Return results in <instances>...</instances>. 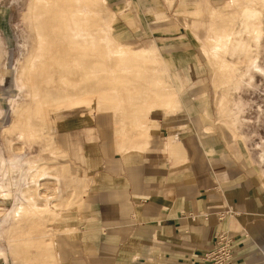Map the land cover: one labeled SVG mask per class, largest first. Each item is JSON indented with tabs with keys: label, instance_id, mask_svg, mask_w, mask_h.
<instances>
[{
	"label": "rangeland",
	"instance_id": "obj_1",
	"mask_svg": "<svg viewBox=\"0 0 264 264\" xmlns=\"http://www.w3.org/2000/svg\"><path fill=\"white\" fill-rule=\"evenodd\" d=\"M230 1L207 0L204 11L195 17L185 9H195L199 0L192 6L184 4L181 11L177 0H169L162 6L165 18L142 14L138 24L133 18L125 21L129 11L113 8L109 0H1L11 8L10 26L0 31V163L5 170L8 166L0 180L8 190V195L0 196L7 199L0 209V237L4 238L0 245L8 258L33 264L40 263L42 255L51 259L53 252L52 235L20 236L17 230L6 234L15 224L14 208L33 212L32 226L39 230L48 226L53 231L79 232L83 204L54 220L68 206L73 207L68 198L72 201L82 192L79 181L89 182L90 178H80V173L96 166L85 158V150L92 151L88 141L94 135L79 131L83 135L78 138L80 142L63 135V153L56 155L59 147L55 145L61 137L58 129L73 131L74 126L83 125L100 131L102 120V131L107 132L104 135L110 137L116 126L117 137H135L130 128L136 124L130 114H173L188 109L181 103L174 106L178 98L174 83L191 89L190 93L198 88L194 98L202 97L209 104L195 107L197 101H193L195 108L190 114L198 116L203 109L210 126L205 132L219 135L244 163L257 165L264 179V0H241L239 5V0H234L233 14L238 23L234 27L227 24L235 20L225 24ZM257 3L260 15L252 9ZM241 4L245 26L237 9ZM223 5L211 11L212 19L209 7ZM251 15L258 17L251 19ZM217 16H221L219 29ZM201 17L204 25L194 24ZM186 18L193 20V26L180 25ZM259 18L257 41L248 33ZM169 54H194L193 69L186 68V74L173 79L166 58ZM175 61L185 66L184 59ZM155 91L163 96L157 104H153ZM125 114L124 130L120 119ZM59 120L65 122L57 129ZM196 120L194 124L200 125L201 119ZM28 159L37 160L30 164L35 173L32 179L16 177L17 172L12 175L11 169L28 165ZM67 161L74 162L76 178L64 164ZM48 162L53 168L47 167ZM54 168L67 169L68 180L57 179ZM67 181L74 189L63 188ZM3 211L6 215L2 218ZM21 221L22 228L31 227L30 222ZM70 225L77 230H67ZM39 240H44L42 245ZM14 241L19 245L13 247ZM23 243L26 245L21 247Z\"/></svg>",
	"mask_w": 264,
	"mask_h": 264
},
{
	"label": "crops",
	"instance_id": "obj_2",
	"mask_svg": "<svg viewBox=\"0 0 264 264\" xmlns=\"http://www.w3.org/2000/svg\"><path fill=\"white\" fill-rule=\"evenodd\" d=\"M109 1L112 2L110 4L113 8L129 11L126 14L128 18L124 17L125 21L133 18L138 24L142 14H155L157 18H165L166 12L162 6L169 2V0ZM206 1L199 0L195 9L185 10L198 17L204 11L203 4ZM233 1L226 4L228 7L224 15L227 16L224 17H228L225 24L235 20V23L227 24L234 27L238 23L233 14ZM193 2L194 0H177V7L181 6V11L184 4L192 6ZM240 3L241 0L238 1V5ZM226 5L210 6V14L213 9ZM237 9L245 26L247 20L241 16L242 4L237 6ZM252 9L261 14L258 3ZM10 10V6L0 0V31L2 27L10 26ZM219 17L221 16L215 18L217 29L221 26ZM256 17L258 16L251 15V19ZM127 23L129 25V22ZM194 24L203 26V18L197 19ZM180 25L185 28L193 26V20L186 18ZM259 26L260 18L257 24H251L248 33L250 39L259 40ZM188 34L193 39V34L191 32ZM166 58L173 79L177 75L186 74V68L193 69L194 54L181 56L169 54ZM177 58L184 59L185 66H178L175 61ZM197 62L199 63V60ZM174 85L178 91L174 106L179 107L181 103V106L189 110H183L182 113L179 110L173 114L152 113L148 116L141 112L130 114L129 117L134 116L136 124L130 128L135 137L132 135L126 137V134L124 137H117L116 126L110 137L104 135L107 132L102 131L105 126L102 120L100 131L94 126L77 125L72 128L73 131L62 132L64 127H60L65 121L59 120L61 125L57 124L56 127L60 128L58 131L61 137L59 136L60 140L55 145L59 147V153L56 155L63 153V135H70L75 141L80 142L79 139L83 138L82 131L87 135L92 133L94 136L88 141L92 151L85 150V158L96 166L86 167L87 172L80 173V178L89 177L90 179L87 178L89 182L83 184L79 181L81 184L78 183V186L81 185L82 192L72 201L68 198L69 204L73 203V207L68 206L69 209L61 211L54 220H60L74 208L80 209L83 204V220L77 224L78 233L63 232L60 229L53 231L48 226H43L39 230L32 226L33 212L13 209L15 224L6 230V234L17 230L20 236L37 233L47 237L52 235V258L42 255L41 262L33 264H208L204 260L205 254L216 245L220 233L234 240L232 264H264L262 172H259L257 165L249 161L244 163L235 153V149L225 146L219 135L205 132L210 126L209 118L203 114V109L198 116L190 114L193 108L209 104L207 99L208 103L202 97L194 98V92L198 88L192 89V94L188 92L191 89H184L178 83ZM162 99L163 96L155 91L153 104L161 102ZM193 101H197L195 107L191 105ZM125 116L126 114L120 119H123L124 130L127 127ZM196 117H199V121L201 119L200 125L194 124L197 122ZM101 118L105 120L104 115ZM79 131L81 134H78ZM54 160L59 162L57 159ZM35 161L37 160L28 159L25 164L30 165ZM64 164L68 165L76 178L74 162L67 161ZM51 165L52 163H47V167H52ZM7 167L5 170L0 163V180L3 177V170L6 175ZM53 170L58 172L57 179L65 180L66 177L68 180L70 173L67 169ZM57 179L54 178L55 181ZM66 187L74 189L68 181L63 188ZM0 188L3 189L5 196L8 195L5 186L0 184ZM6 201L7 199L0 197V209ZM5 212L3 211L2 218L6 215ZM23 219L26 223L30 222V228H22L24 222L19 220ZM75 228L70 225L67 230L74 231ZM0 239L4 240L3 237ZM43 242L44 240H39L38 244L42 245ZM11 243L13 247L19 245L17 241ZM25 245L26 243L20 244L21 247ZM3 247L0 245V264H18L14 258H8L7 254L3 253Z\"/></svg>",
	"mask_w": 264,
	"mask_h": 264
},
{
	"label": "built area",
	"instance_id": "obj_3",
	"mask_svg": "<svg viewBox=\"0 0 264 264\" xmlns=\"http://www.w3.org/2000/svg\"><path fill=\"white\" fill-rule=\"evenodd\" d=\"M208 264H232L234 260V240L226 234L217 236L216 245L205 254Z\"/></svg>",
	"mask_w": 264,
	"mask_h": 264
},
{
	"label": "bare ground",
	"instance_id": "obj_4",
	"mask_svg": "<svg viewBox=\"0 0 264 264\" xmlns=\"http://www.w3.org/2000/svg\"><path fill=\"white\" fill-rule=\"evenodd\" d=\"M157 57H159V55L157 54ZM14 172H17V176H22V177H32L35 173L34 170L31 169V165H24L23 167H18L16 170L11 169V173L12 175H14ZM32 179V178H31ZM4 192L3 189L0 188V196H3ZM5 196V195H4Z\"/></svg>",
	"mask_w": 264,
	"mask_h": 264
}]
</instances>
